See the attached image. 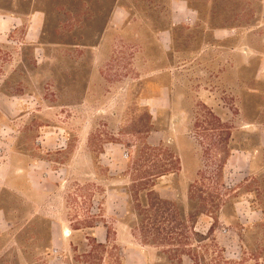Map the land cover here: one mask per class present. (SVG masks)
<instances>
[{
  "label": "rangeland",
  "instance_id": "1",
  "mask_svg": "<svg viewBox=\"0 0 264 264\" xmlns=\"http://www.w3.org/2000/svg\"><path fill=\"white\" fill-rule=\"evenodd\" d=\"M25 3L0 0L42 12L0 40V151L43 163L0 264H264V0Z\"/></svg>",
  "mask_w": 264,
  "mask_h": 264
},
{
  "label": "crops",
  "instance_id": "2",
  "mask_svg": "<svg viewBox=\"0 0 264 264\" xmlns=\"http://www.w3.org/2000/svg\"><path fill=\"white\" fill-rule=\"evenodd\" d=\"M23 1L16 0V2ZM25 1H28V3L24 5L30 7L31 0ZM188 12L190 10L183 12L182 16L186 17ZM41 14L42 12L38 10H32L26 15L0 8V40H7L11 36H17L19 28L24 23H28L25 40L31 39V34L39 28L38 26H41ZM30 42L31 46H35V41ZM34 50L37 49L34 48ZM18 157L19 153L17 151H0V239L3 237L9 239L7 243H10L12 235L9 234V231L5 232L3 228L9 227L12 218L16 217L17 214L24 215L25 213V220H30L35 214L36 208L34 203L30 205L28 202L36 197L33 188L34 169L43 163L41 161H26L24 166L20 168L17 164ZM43 171L40 176L46 175V171L44 169ZM19 180H21L20 184L17 183ZM40 196L45 200L46 194H37V197ZM20 197L24 198L25 201H19ZM19 207H21V210L18 209ZM257 213L258 211H252L250 215ZM0 249L2 250V247Z\"/></svg>",
  "mask_w": 264,
  "mask_h": 264
},
{
  "label": "trees",
  "instance_id": "3",
  "mask_svg": "<svg viewBox=\"0 0 264 264\" xmlns=\"http://www.w3.org/2000/svg\"><path fill=\"white\" fill-rule=\"evenodd\" d=\"M170 172L169 170L163 171L161 174L156 176L157 174L153 175L155 178L162 177L164 175H168ZM172 207V204L162 201L160 198H152L148 200V203L143 209H139L137 212L138 217H140L139 223H138V232L140 237L144 239V242L146 244L150 245H162V242L165 241H171V235L173 233V220L175 217V214L173 213V210L170 208ZM164 209V212L166 210V218L163 216H160V212ZM166 221L169 225V227L166 229L165 236H161V229L160 224L162 221ZM194 229V228H193ZM211 229V228H210ZM208 230V233L210 231ZM96 248H99L101 250H105L106 247L102 244H95ZM177 253V251H174ZM184 254H175L177 256L176 258V264H181V258ZM114 261L117 264H123L122 259L117 255L114 257Z\"/></svg>",
  "mask_w": 264,
  "mask_h": 264
}]
</instances>
